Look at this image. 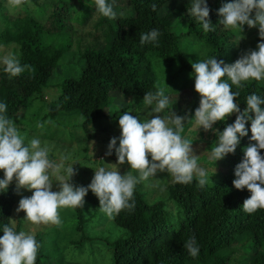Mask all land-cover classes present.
<instances>
[{"label":"trees","instance_id":"1","mask_svg":"<svg viewBox=\"0 0 264 264\" xmlns=\"http://www.w3.org/2000/svg\"><path fill=\"white\" fill-rule=\"evenodd\" d=\"M84 1L88 6L80 11L82 23L94 12L92 5L95 3L94 0ZM5 2L7 0H0V45H13L14 54L19 53L21 65L27 66L24 72L14 77L4 72L3 65L0 66V103L7 105V111L3 114L11 118L25 106L29 97L39 94L43 87L48 86L46 82L68 45L46 44L43 34L66 30L68 25L59 22V18L68 7L75 8L78 1L47 2L50 3L49 8L46 11L43 9L38 17L33 15L32 8L28 5L14 9V14L9 15L7 10L13 9ZM27 2L30 5L39 4L37 0ZM107 2L110 3L109 0ZM191 2L192 0H127L129 13L125 12V17L117 16L114 29L109 27L112 24L101 15L94 21V25H107L111 32L107 44L102 49L85 48L80 53L79 58L83 64L79 73L76 77L62 79L57 85V95L48 103V115L57 111H76L84 117L81 126L86 134L87 126L94 120L108 117L119 121L125 108L111 113L107 111L111 93L143 98L146 92L154 94L157 91L149 59L152 54L168 61V65L173 61L179 62L178 68L168 79L182 71L193 72L183 61V55L178 49L177 39L180 36L203 40L208 49V58L216 56L217 60L232 63L238 55L239 46L234 40V31L219 24L217 12L229 0H207L212 23L208 32L203 30L202 24L195 17L189 15ZM153 5L156 6L155 10ZM165 7L167 10L162 11ZM45 22L47 24L44 26ZM180 25L182 30H175ZM152 29H157L160 33L158 44L141 45V34ZM255 39L259 41L260 37L256 36ZM223 79L227 80L226 77ZM232 90L239 92L234 102L241 111L246 107L247 95L256 93L264 97V88L255 80L243 82L239 89L233 85ZM235 118L236 113H232L225 120L217 121L214 129L222 131ZM189 122L190 120L185 122L184 128ZM246 128L248 135L240 138L235 153L227 154L215 164L218 168L213 174H216L218 180L214 184L207 183L201 188L195 178L189 184L174 183L173 180L167 182V197L177 206L175 222L167 218L160 200L147 202L144 194L135 189L134 209L122 210L112 217V221L127 233L111 241L110 264H197L217 257L220 251L231 246L236 237L243 233H247L249 242L244 245V250L248 251L245 255L247 264H264V209L246 213L242 204L250 196V192L246 188L237 190L232 183L235 166L243 159L244 147L254 143L250 141L251 121L246 123ZM218 137L219 133L210 132L211 146L208 148L214 147ZM260 151L264 155V150ZM0 178H3L2 174ZM84 199L88 205L99 208V200L93 194L87 193ZM15 200L16 187L12 182L7 189L0 190L1 232L4 225L11 226L10 214ZM69 208L73 214L74 230L82 232L86 223L84 208ZM15 231L19 232L17 223ZM193 236L199 247V254L195 258L184 247V243ZM35 238L40 244L42 233H36ZM40 256L38 249L36 261Z\"/></svg>","mask_w":264,"mask_h":264},{"label":"clouds","instance_id":"2","mask_svg":"<svg viewBox=\"0 0 264 264\" xmlns=\"http://www.w3.org/2000/svg\"><path fill=\"white\" fill-rule=\"evenodd\" d=\"M25 2L7 0V5L10 9H17ZM94 2L96 11L103 17L117 18L113 7L115 0L112 3L107 0ZM152 7L155 10L156 6ZM188 12L202 24L205 32L211 30L207 0H192ZM217 12L219 24L225 28L242 32L245 24L249 28L258 27L260 39L256 49H248L231 64L217 60L216 56L192 63L194 90L201 97L192 117L188 112L177 115L172 105L170 115H161L169 108L170 98L159 83L154 94L146 92L143 96V103L150 110L147 119L142 121L129 112L121 115L120 136L110 139L105 155L111 156L114 150L116 166L130 165V170L123 174L118 167H99L94 169L90 184L77 186L70 182L76 170L69 165L65 169L68 179L58 176L59 190L54 191L52 175L58 173L61 166L49 159V147L42 146L40 139L25 142L26 136L20 133L16 123L3 114L7 105L0 103V170L3 171L0 190L7 189L15 180L18 193L21 189L32 191L31 196H22L16 212L24 211V219L35 225H59L58 210L63 207L83 208L90 189L99 200L100 211L112 218L122 210L134 209L137 185L156 177L157 172H167L174 183L189 184L195 178L203 188L210 177L198 164L199 155L192 147L193 141L182 136L185 122L193 118L198 129L219 133L218 143L209 156L215 163L227 154L235 153L240 138L248 135L246 123L251 121L250 141L254 143L244 147L243 159L235 166L232 183L237 190L246 188L250 192L242 204L246 213L264 209V155L260 151L264 150V97L256 93L247 95L246 107L241 111L234 102L239 92L232 90L233 85L239 89L249 80H264V0H229ZM159 35L157 29L142 33L140 43L158 44ZM0 64L4 66V72L13 77L27 67L21 65L19 53L11 51L0 52ZM232 113H236L233 123L227 124L222 131L213 128L217 121L225 120ZM39 247L34 232L15 231L13 219L11 226L4 225L0 236V264H36ZM184 247L192 257L198 256L199 247L194 236L184 243Z\"/></svg>","mask_w":264,"mask_h":264},{"label":"rangeland","instance_id":"3","mask_svg":"<svg viewBox=\"0 0 264 264\" xmlns=\"http://www.w3.org/2000/svg\"><path fill=\"white\" fill-rule=\"evenodd\" d=\"M55 1L37 0L39 4L30 5L26 0L23 5L30 6L33 15L38 17L43 13V9L46 11L50 3ZM77 1L78 5L75 8L73 6L68 7L64 15L61 14L59 18V22L68 25L66 30L60 29L43 34V41L46 44L49 43L53 46L68 45L67 50L58 59L52 75L46 82L48 86L43 87L39 94L35 93L29 97L25 106L10 118L16 123L20 133L26 136V143L33 138L40 139L42 146L47 145L49 147V159L61 166L60 171L52 175L54 191L59 190V181H56L58 176L68 179L65 169L69 165H72L76 170V174L70 182L85 187L90 184L94 176V169L99 167H118L121 174L130 170V165L127 163L119 166L114 164L117 161L114 150L111 156L105 155L110 139L120 136L119 121L108 117L94 120L87 126L88 134H86L81 126L82 119L78 112L64 113L57 111L51 116L48 115V103L57 95V85L62 79L76 77L79 73L83 64L82 59L79 58L80 53L85 48L102 49L108 42V36L111 35L106 24L100 27L94 25V21L101 16L96 11L95 3L92 5L94 12L88 20L82 23L80 11L88 4L84 0ZM109 1L110 3L113 2V0ZM125 2L127 4V0H115L113 7L118 17H125V12L129 13V4L125 5ZM166 10L167 7L163 8L162 11ZM7 11L9 15L14 14V9H8ZM106 20L112 24L109 27L114 29L116 26L115 19L106 17ZM46 24L47 22L44 23V26ZM175 30H182V26L180 25ZM230 30L234 31V40L238 44L237 47L239 46L236 59L248 49H256L258 41L255 38L259 36L258 27L249 28L245 24L242 32L234 29ZM177 46L183 55V61L192 71V63L197 62L199 59L208 58V49L203 40L192 39L190 36L184 35L177 39ZM8 51L13 52V45H0V52ZM149 59H151V66L155 75V88L157 89L156 85L159 83L164 87L165 95L170 98L169 108L163 110L161 115H170L172 105V110L177 115L183 116L185 112H188L190 117L194 116L201 97L194 90L195 77L193 72L182 71L172 79H168L178 68L179 62L173 61L168 65V61L156 58L153 54ZM256 82L264 88V80ZM109 100L110 106L107 111L110 113L125 108V112L138 116L142 121L148 118L150 110L144 105L141 97L130 98L121 93H111ZM38 125H43V127H38ZM210 132L212 130L198 129L193 118L190 119L182 133V136L193 141L192 147L195 153L199 155L198 164L207 171L210 177L208 183L218 180L216 174L213 173L214 171L216 173L218 168L215 164L221 161L218 160L215 163V161L209 159L211 152V149L208 148L211 146L209 141ZM217 143L218 141L214 143V146ZM118 144L119 141L117 140V146ZM149 159H151L150 156ZM204 161L210 163V165L205 164ZM0 174L3 175L2 170H0ZM169 181H172V177L167 172H157L156 177L142 182L137 185L136 189L144 194L147 202L160 200L163 203V210L167 218L175 222L177 219V206L173 200L167 197L165 191V186ZM13 185L16 187L15 180H13ZM88 194H93L97 198L90 189ZM31 195L32 191L27 189H21L19 193L16 191V200L11 209L10 223L14 219L15 224H18L19 231L42 233L39 244L41 256L38 257L36 264H110V243L114 239L126 235L127 231L124 228L116 225L112 218L101 212L99 208L90 206L87 203L83 206L86 223L82 232L74 230L73 214L69 207L58 210L61 219L59 225L32 224L24 219L26 215L24 211L16 212L18 202L22 196ZM2 235L3 232L0 231V236ZM248 244L247 233H243L236 237L231 246L220 251L217 257L197 264H247L245 255L248 254V251L244 250V245Z\"/></svg>","mask_w":264,"mask_h":264}]
</instances>
